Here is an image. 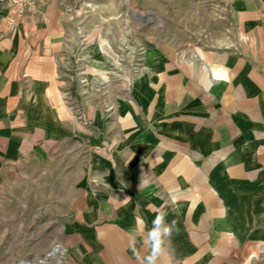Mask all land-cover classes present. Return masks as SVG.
<instances>
[{"label":"crops","instance_id":"crops-1","mask_svg":"<svg viewBox=\"0 0 264 264\" xmlns=\"http://www.w3.org/2000/svg\"><path fill=\"white\" fill-rule=\"evenodd\" d=\"M43 10L11 25L0 4V194L72 183L56 264H141L129 237L162 206L159 264H243L264 243V0H229L208 46H147L115 92L107 47Z\"/></svg>","mask_w":264,"mask_h":264},{"label":"rangeland","instance_id":"rangeland-1","mask_svg":"<svg viewBox=\"0 0 264 264\" xmlns=\"http://www.w3.org/2000/svg\"><path fill=\"white\" fill-rule=\"evenodd\" d=\"M49 8L63 16L81 47H107L114 92L135 74L147 46L167 44L183 52L208 46L229 17V0H37L34 13ZM84 61L77 67L84 70ZM71 184L35 178L0 194V264H56L60 251L48 255L58 250L59 226L74 201ZM243 264H264V243Z\"/></svg>","mask_w":264,"mask_h":264},{"label":"clouds","instance_id":"clouds-1","mask_svg":"<svg viewBox=\"0 0 264 264\" xmlns=\"http://www.w3.org/2000/svg\"><path fill=\"white\" fill-rule=\"evenodd\" d=\"M152 205H149L151 208ZM168 213L163 210V206L157 209V214L152 221V227L145 232L141 225L135 230V234L131 235L128 240V246L140 260L141 264H159L160 258L166 252V241L172 234L178 231L177 221L172 220L170 223L166 221ZM141 237V245L147 249V255L141 257L137 250V237Z\"/></svg>","mask_w":264,"mask_h":264},{"label":"built area","instance_id":"built-area-1","mask_svg":"<svg viewBox=\"0 0 264 264\" xmlns=\"http://www.w3.org/2000/svg\"><path fill=\"white\" fill-rule=\"evenodd\" d=\"M5 5L6 18L11 25H15L27 15L34 13L37 0H0ZM137 70L135 71V73Z\"/></svg>","mask_w":264,"mask_h":264},{"label":"bare ground","instance_id":"bare-ground-1","mask_svg":"<svg viewBox=\"0 0 264 264\" xmlns=\"http://www.w3.org/2000/svg\"><path fill=\"white\" fill-rule=\"evenodd\" d=\"M56 252H57V250H56V249H54L52 252H50V253H49V255H48V256H53V255H55V254H56ZM28 264H32V263H28Z\"/></svg>","mask_w":264,"mask_h":264}]
</instances>
